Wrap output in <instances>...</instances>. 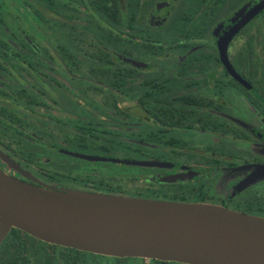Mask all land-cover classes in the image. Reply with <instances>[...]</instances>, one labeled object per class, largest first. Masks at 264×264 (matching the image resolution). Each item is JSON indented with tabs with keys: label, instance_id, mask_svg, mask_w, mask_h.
<instances>
[{
	"label": "flooded vegetation",
	"instance_id": "obj_1",
	"mask_svg": "<svg viewBox=\"0 0 264 264\" xmlns=\"http://www.w3.org/2000/svg\"><path fill=\"white\" fill-rule=\"evenodd\" d=\"M259 2L0 0V169L264 218Z\"/></svg>",
	"mask_w": 264,
	"mask_h": 264
},
{
	"label": "water",
	"instance_id": "obj_2",
	"mask_svg": "<svg viewBox=\"0 0 264 264\" xmlns=\"http://www.w3.org/2000/svg\"><path fill=\"white\" fill-rule=\"evenodd\" d=\"M263 7L260 0L242 23ZM12 227L48 243L111 257L264 264L262 217L207 203L56 189L0 169V243Z\"/></svg>",
	"mask_w": 264,
	"mask_h": 264
},
{
	"label": "trees",
	"instance_id": "obj_3",
	"mask_svg": "<svg viewBox=\"0 0 264 264\" xmlns=\"http://www.w3.org/2000/svg\"><path fill=\"white\" fill-rule=\"evenodd\" d=\"M92 192V191H91ZM97 257H110L114 264H135L136 257H111L42 241L12 227L0 243V264H101ZM148 264H186L148 259Z\"/></svg>",
	"mask_w": 264,
	"mask_h": 264
},
{
	"label": "rangeland",
	"instance_id": "obj_4",
	"mask_svg": "<svg viewBox=\"0 0 264 264\" xmlns=\"http://www.w3.org/2000/svg\"><path fill=\"white\" fill-rule=\"evenodd\" d=\"M97 258L98 259L100 258L99 260L101 261V264H114L115 263V260L110 258V257H97ZM134 263L135 264H140V261L139 260H135ZM148 263H149L148 260L143 261V264H148Z\"/></svg>",
	"mask_w": 264,
	"mask_h": 264
}]
</instances>
